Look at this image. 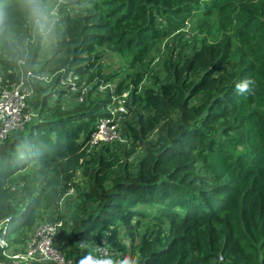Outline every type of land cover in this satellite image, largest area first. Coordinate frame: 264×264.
I'll list each match as a JSON object with an SVG mask.
<instances>
[{"label":"trees","instance_id":"16d2710c","mask_svg":"<svg viewBox=\"0 0 264 264\" xmlns=\"http://www.w3.org/2000/svg\"><path fill=\"white\" fill-rule=\"evenodd\" d=\"M59 15L41 71V27L24 0H0L2 83L24 79L35 93V117L0 145V236L24 244L41 210L59 214L80 191L81 173L88 191L61 245L65 264L100 246L139 264H264V0H68ZM189 22L202 39L177 47L159 78L147 58ZM99 49L130 62L131 83L106 73ZM47 73L46 86L36 76ZM146 78L153 86L140 91ZM245 80L251 95L236 91ZM73 83L88 93L65 108ZM126 91L128 144L92 154V134ZM7 249L0 264H14Z\"/></svg>","mask_w":264,"mask_h":264},{"label":"built area","instance_id":"2783aa9c","mask_svg":"<svg viewBox=\"0 0 264 264\" xmlns=\"http://www.w3.org/2000/svg\"><path fill=\"white\" fill-rule=\"evenodd\" d=\"M27 75L33 76L31 70L28 71ZM36 79L47 86L52 83L53 76L47 73L36 76ZM72 81L71 77L69 82L72 83ZM87 93L86 87L81 86L79 88L73 83L70 93L65 96L63 101L70 100L72 103H82ZM34 95L33 88L24 79L8 87L2 83V77L0 76V145L7 140L12 132L22 130L35 117L34 114L29 113L30 101ZM127 97L128 92L126 91L121 98H114V103L109 106L108 117L99 123L88 142L92 154L103 151L107 147L116 146L119 143L128 144V139L122 131L124 119L129 113L126 104ZM75 194L76 190L71 189L64 196L60 202L59 214L52 212L53 209L48 210V216L44 217V220L40 219L36 222L33 229L28 233L24 244L13 243L8 245L0 236V247H8L6 253L14 261V264H65L66 256L61 250V245L69 246L68 241L73 229L70 207H65V203L67 199ZM3 225L4 223L0 225V228ZM121 236L124 242L128 239L124 233ZM128 241L129 239L127 244ZM104 251L113 256L103 246L98 247L92 254L98 256ZM223 260L222 257L219 258V262Z\"/></svg>","mask_w":264,"mask_h":264},{"label":"rangeland","instance_id":"374dc122","mask_svg":"<svg viewBox=\"0 0 264 264\" xmlns=\"http://www.w3.org/2000/svg\"><path fill=\"white\" fill-rule=\"evenodd\" d=\"M68 0H48V4L46 5V16L44 18L43 24L40 28V31L38 34H34V38L32 39V42L35 43L37 41L38 35L42 37V44H41V53L39 55L38 63H41L38 65V70H45L44 63L46 60H49L48 58L51 57L52 53V47L51 44L54 41L55 31H56V22L60 18L59 11L61 10V7L65 5V3ZM71 9V7H69ZM185 34L182 33H175L171 37L165 39L160 43V45L149 55V57L146 60L147 65H150L153 72L158 75L159 78H162L165 76L164 73V61L166 58H169L171 54L177 49V47H181V45L187 43L188 45H195L198 44V42L202 39V36L200 33L196 30H194V26L192 22H189L187 27L185 28ZM53 37V38H52ZM53 45V44H52ZM99 51H103V60L104 67L106 69V73L109 72H117L119 73V78L117 79V82L120 81L123 78H126L129 80V77L134 74V71L130 68V62L120 56L119 54L112 53L109 51L104 52L103 49H99ZM24 61V60H23ZM33 69V68H32ZM28 70H31L28 68ZM43 75V74H42ZM109 83L108 85L104 86L103 88L99 89L97 91V94L104 97L107 95L109 91H114L116 88V83ZM129 83L131 81L129 80ZM153 86V80L146 78L145 81L141 84L142 91L146 87H152ZM129 95V92H128ZM35 97V95H34ZM30 101V105L34 99ZM129 97V96H128ZM127 97V98H128ZM128 100V99H127ZM130 100V97H129ZM65 108H70L72 105H74L70 100H66L63 102ZM29 113H32L35 115L34 112L29 107ZM112 150L116 148V146L111 147ZM141 151L139 152V155H141ZM139 156L135 157V162L137 161ZM76 183L79 188V192L77 191L74 196H72L70 199L66 200L65 207H70V213L73 214L75 206L77 204V200L80 199L81 201V194L88 191V184L86 180L82 177L81 173H78L76 178ZM42 214V220H44V217L48 216V211H45L44 209L41 210ZM128 240V239H127ZM127 240L124 242L127 245ZM130 244V241H128Z\"/></svg>","mask_w":264,"mask_h":264},{"label":"clouds","instance_id":"9594fccd","mask_svg":"<svg viewBox=\"0 0 264 264\" xmlns=\"http://www.w3.org/2000/svg\"><path fill=\"white\" fill-rule=\"evenodd\" d=\"M24 3L28 9L29 16L36 24L37 27H41L46 16V5L43 0H24ZM252 81L245 80L236 85V91L239 95H251ZM106 243V241L104 242ZM86 244H82L81 247H86ZM78 264H139V258L133 256H124L121 259H116L106 251L102 252L98 256H94L91 252L80 257Z\"/></svg>","mask_w":264,"mask_h":264}]
</instances>
